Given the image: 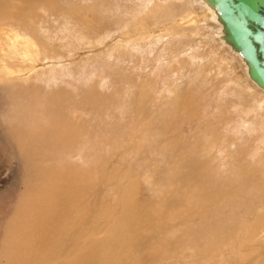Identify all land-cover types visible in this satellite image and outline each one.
<instances>
[{
	"label": "rangeland",
	"instance_id": "1",
	"mask_svg": "<svg viewBox=\"0 0 264 264\" xmlns=\"http://www.w3.org/2000/svg\"><path fill=\"white\" fill-rule=\"evenodd\" d=\"M160 2L33 0L0 13V264L21 235L10 225L9 238L8 222L26 218L25 196L42 184L79 193L60 198L62 220L101 205L111 216L96 238L138 246L139 264L255 258L239 242L257 212L264 220V95L191 0H168L172 13ZM137 213L151 225L140 219L129 235L120 220ZM78 230L59 228L60 253L84 264Z\"/></svg>",
	"mask_w": 264,
	"mask_h": 264
},
{
	"label": "bare ground",
	"instance_id": "2",
	"mask_svg": "<svg viewBox=\"0 0 264 264\" xmlns=\"http://www.w3.org/2000/svg\"><path fill=\"white\" fill-rule=\"evenodd\" d=\"M162 1L163 2H160V6L157 4L158 7H160L161 10L163 8L167 9V11H165L164 13H167V12L172 13L173 7H170L169 5H168L169 7H167V8L165 7V5L167 4L168 0H162ZM191 1H192L191 3H193V5H191L192 7L191 6H189V7H191L194 11H196V16H197V13L201 14L202 20H203V22L205 24L204 27L206 28V32L211 37V39L213 41H215V43L217 44V47L219 46V48L221 50H223V52L226 55L229 54L233 58V59L232 58H230V59L238 61L241 64L244 76L247 79L249 85H251L254 89H256L257 91H259L260 93H262L264 95V89H262L251 78L249 65L245 61L243 55L239 51H237L226 40V38H225L226 33L224 31L223 23L220 21L219 10L216 7L212 6L208 0H191ZM8 2L5 1V0H2V2H0V5H4V8H5V4H8L11 11L0 12V13H2V14H4V13H21V12H19L20 9L16 5V3H22V5L27 6L25 3L28 2L29 4H31L33 2V0H8ZM193 6L196 7V10L193 8ZM33 7H32V11H35L36 8L34 9ZM39 9L40 8L37 7L36 11H38ZM180 13H185V12H180ZM187 13H190V15H191L192 11H190L188 9ZM140 14H142V13H140ZM137 15L139 16V14H137ZM142 15H145V13L142 14ZM190 19H192V18L190 17ZM202 24H200V25H202ZM201 30H202V28H201ZM161 31H163V30H161ZM206 38H208V37L206 36ZM18 40H20V38ZM36 48H37L36 45L32 43V50H31L32 54L30 55V58L35 56ZM214 51H215V49H214ZM27 52H28V50H27ZM12 54H13V52H12ZM7 55L8 54H5V56H7ZM9 57L10 56L8 55V58ZM12 57H15V56L12 55ZM26 57H27V55H26ZM236 70H237V68H236ZM3 83H5V82H3ZM260 101H262V100H260ZM261 104H263V103H261ZM33 123H35V121ZM63 126H64V124H63ZM41 127H43V125ZM46 129H48V128H46ZM60 138H61V136H60ZM56 141H57V139H56ZM57 144H58V142H57ZM59 144H61V143H59ZM49 147L50 146H48V148ZM54 152H55V150H54ZM53 155H55V154H53ZM55 184H57V183H55ZM64 185H66V184H64ZM39 186L35 187L34 197H31V199H30L29 197L25 196V199H26L25 201L27 202V206L25 208V211H23L20 215H22L23 217H26V218L20 220L21 219L20 216L17 215V216H14L12 218V220H10L8 222L9 226L5 230V231H7V236H9V238H10V231L12 230V226H10V225H13V230H12L13 234L18 232V231H20L21 235L14 240L15 242L12 245H10L9 243L6 245L7 253L3 256L4 257V261L1 259V263L2 264H65V262L68 263V264H81V261H80L79 257H78V261H80V262H72V261H74V258H73L74 253L73 254H67L66 256L63 255V254H66L65 252L60 253V251L63 250V247H61L63 245V243L59 240L60 239L59 238V228H61L64 232H66L68 234H70V232L73 231V230L79 229L74 234L79 235V237H82L86 241V245H84V246L82 245L79 248H84V252L83 253H88L89 254V255H86L85 257H83V259L86 260V261H83L84 264H117L118 260L119 261L121 260L122 264H139V259H140V257H142L140 255L143 254V253H140V249L141 248H139L138 246L132 245L129 249H127L126 248L127 247L126 244L129 243V242L120 243V241H115V240L114 241L113 240L108 241V240L105 239L106 236H105L104 239H102V238L97 239L96 238V237H98V235L100 233L101 234L103 233L102 224L104 222L110 220L109 217L111 216V215H109L107 217L105 214H99L100 213V208L99 207L101 205L95 207L94 209L93 208L92 209H87V207H83V206H80L76 210L71 209L69 211V213L67 214L66 219L62 220L63 217L60 214V207H61L60 198H64L66 196V194H68V195L70 194V198L74 199V198H76L78 196L79 193L77 191L76 192H71V188L72 187L71 188H65L63 190L65 192L63 193V197H62V193H61V196H60V191L58 190L59 187L57 189L52 184L48 185V186L42 184V185H39ZM55 189L57 190V192H56ZM75 190H77V189H75ZM54 191H55V194H53ZM116 199H117V197H116ZM121 205H122V202H121ZM126 207H128V208L134 207V202L131 200V198H129V202L126 203ZM88 210L91 211L93 216H90V212ZM73 213H75L77 215V217H75L73 215ZM257 213L258 214L254 216V218H255L254 223L251 224V225H254V227H252L251 229H250V227H248L246 229V231L243 233V235L241 236V239H240V242H239L240 249H244V247H246V248L249 247L250 250H253V251L256 250L258 252V254H256V251H255V258H252L251 260H246L245 264H264V220H261V218H259V216L261 214V211L257 212ZM113 217H114V215H113ZM145 217H147V218H145ZM85 218H87V219H85ZM117 219L118 218H116V220ZM140 219H142L143 222H146L144 225H151V222H149V221L152 220V216L150 214H148V213H137L135 215L130 216L129 218L128 217H124L123 219H121L120 221L124 222V224L121 227L123 229H125L127 227L124 231L129 232V235H135L136 232H132L131 230L132 229H139L142 225H140L139 223H136V224H132V223H135V222H137ZM95 220L102 221V222L95 224L94 223ZM143 222H142V224H143ZM93 223H94V227H92V230H91L90 227H91V225ZM248 226H250V225H248ZM87 227L89 228L88 232H86V230H87L86 228ZM90 230H91V232H90ZM117 232H111L110 235L113 238L118 240V233ZM136 237H137V235H136ZM95 239L97 240L96 243H94ZM36 240L38 241L37 245H30V241L35 242ZM88 240L91 241V244H90L91 246H89V241ZM150 243H148L146 247L151 245ZM157 248H158V246H157ZM89 249H90V251H89ZM116 249H117V252L114 253V251ZM146 250H148V253H149V249L146 248ZM146 250H145V252H146ZM135 254L138 257L135 256ZM41 256H42V258H41ZM148 256H150V255H148ZM0 258H2V257L0 256ZM208 258L210 259V257H208ZM203 259L206 260L207 258H203ZM147 261H148V259H147ZM152 262H154V261H152ZM149 263H150V260H149ZM202 263H204V264H215V263H211L209 261H204V260L202 261ZM220 264H223V263H220Z\"/></svg>",
	"mask_w": 264,
	"mask_h": 264
},
{
	"label": "water",
	"instance_id": "3",
	"mask_svg": "<svg viewBox=\"0 0 264 264\" xmlns=\"http://www.w3.org/2000/svg\"><path fill=\"white\" fill-rule=\"evenodd\" d=\"M220 13L226 40L249 65L251 78L264 89V0H208Z\"/></svg>",
	"mask_w": 264,
	"mask_h": 264
}]
</instances>
